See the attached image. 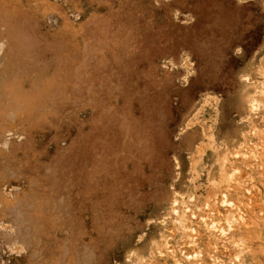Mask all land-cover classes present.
Masks as SVG:
<instances>
[{"label": "rangeland", "instance_id": "obj_1", "mask_svg": "<svg viewBox=\"0 0 264 264\" xmlns=\"http://www.w3.org/2000/svg\"><path fill=\"white\" fill-rule=\"evenodd\" d=\"M0 264H264V0H0Z\"/></svg>", "mask_w": 264, "mask_h": 264}, {"label": "bare ground", "instance_id": "obj_2", "mask_svg": "<svg viewBox=\"0 0 264 264\" xmlns=\"http://www.w3.org/2000/svg\"><path fill=\"white\" fill-rule=\"evenodd\" d=\"M226 200V199H225ZM225 202V201H224ZM226 204V203H225ZM189 230V229H188ZM190 258V257H189Z\"/></svg>", "mask_w": 264, "mask_h": 264}]
</instances>
